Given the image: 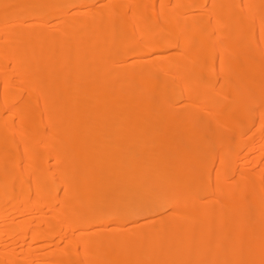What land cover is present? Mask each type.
Segmentation results:
<instances>
[{"label": "bare ground", "instance_id": "1", "mask_svg": "<svg viewBox=\"0 0 264 264\" xmlns=\"http://www.w3.org/2000/svg\"><path fill=\"white\" fill-rule=\"evenodd\" d=\"M0 264H264V0H0Z\"/></svg>", "mask_w": 264, "mask_h": 264}]
</instances>
